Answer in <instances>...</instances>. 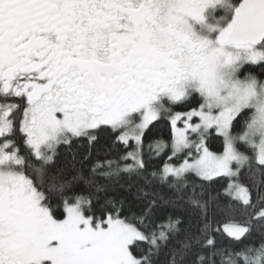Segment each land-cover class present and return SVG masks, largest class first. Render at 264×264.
Here are the masks:
<instances>
[{"label":"snow or ice","instance_id":"1","mask_svg":"<svg viewBox=\"0 0 264 264\" xmlns=\"http://www.w3.org/2000/svg\"><path fill=\"white\" fill-rule=\"evenodd\" d=\"M0 264H264V0H0Z\"/></svg>","mask_w":264,"mask_h":264},{"label":"trees","instance_id":"2","mask_svg":"<svg viewBox=\"0 0 264 264\" xmlns=\"http://www.w3.org/2000/svg\"><path fill=\"white\" fill-rule=\"evenodd\" d=\"M176 110H184V109H176ZM151 135H156L159 137H162L164 139H169L171 137V124L168 120H162L157 125L156 128L153 129V132ZM214 144H216L220 149L222 150V141H214ZM215 150V148H214ZM170 154V153H169ZM167 160V154L159 158L156 163L160 164L162 166V163Z\"/></svg>","mask_w":264,"mask_h":264}]
</instances>
